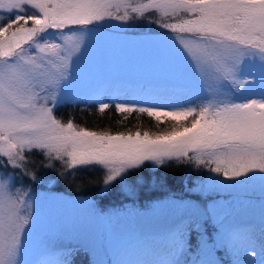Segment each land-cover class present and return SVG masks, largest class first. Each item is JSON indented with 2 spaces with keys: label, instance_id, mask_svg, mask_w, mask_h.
<instances>
[{
  "label": "snow or ice",
  "instance_id": "snow-or-ice-1",
  "mask_svg": "<svg viewBox=\"0 0 264 264\" xmlns=\"http://www.w3.org/2000/svg\"><path fill=\"white\" fill-rule=\"evenodd\" d=\"M134 20L163 30L145 39L164 52L168 86L124 88L109 80L78 86L90 45L99 37L121 39L105 30L126 31ZM77 101L100 113L114 104L125 118L140 113L157 126L163 118L174 124L154 134H111L55 115ZM166 161L207 170L190 192L259 185V228L233 225L213 203L159 235L127 234L110 227L121 210L65 202L87 208L104 225L83 234L92 264H224L213 256L219 251L231 264H264V0H0V264H70L72 250L47 242L41 205L55 198L34 191L33 184L45 183L38 168L59 162L58 175L67 176L98 166L103 194L114 182L131 192L130 170ZM25 177L31 184H23ZM155 207L191 209L172 198Z\"/></svg>",
  "mask_w": 264,
  "mask_h": 264
},
{
  "label": "rangeland",
  "instance_id": "rangeland-1",
  "mask_svg": "<svg viewBox=\"0 0 264 264\" xmlns=\"http://www.w3.org/2000/svg\"><path fill=\"white\" fill-rule=\"evenodd\" d=\"M109 23L120 24L121 22L111 21ZM126 27V31L105 30L121 39L110 41L99 37L90 45L84 59L81 61L77 80L78 86L104 80L118 83L124 88L150 89L168 86L169 80L163 71L164 52L156 43L145 39L148 36H155L157 34H153L155 30H163L156 29L155 25L148 24L145 20L130 21ZM112 106L114 107V104ZM151 119L155 120L154 118ZM160 123L164 124L165 129L163 131H168L171 130L174 121L170 118H163ZM149 133L154 134L155 132ZM147 163L150 169L154 170L156 168L152 166L151 162ZM26 179L28 178H23L25 186L29 185ZM43 179L45 183L41 185L45 189H36L34 191L41 195L55 198L46 200L41 205L45 217V231L48 233L47 242L61 249H70L74 246L85 249L86 242L83 234L102 231V229L104 230V225L87 208L65 202L96 204V201L90 197L69 196L64 192L52 191L49 187L53 185V181L46 177H43ZM140 181L137 179L131 185L128 184L132 188L131 192L122 191L119 184V198L133 201L151 196L150 189L153 185L143 188ZM20 183V179H17L16 186L19 187ZM98 195H102L100 191ZM187 195L186 198H174V200L183 201L191 205V209L157 208L155 205L166 204L168 201H156L150 206L144 204L145 206L136 207L125 212L111 221L110 227L120 233L159 235L170 226L176 224L181 218L188 221L191 219V213H203L208 208H204L201 205V201L196 199L197 196L202 200L215 198L216 204L223 206L221 214L227 213L233 225H254L257 229L259 228L261 222V193L259 185L220 193H200L198 190L187 191ZM198 238L199 236L196 233L192 234L194 241ZM87 253L91 261H93L95 259L93 254L90 251H87Z\"/></svg>",
  "mask_w": 264,
  "mask_h": 264
},
{
  "label": "trees",
  "instance_id": "trees-1",
  "mask_svg": "<svg viewBox=\"0 0 264 264\" xmlns=\"http://www.w3.org/2000/svg\"><path fill=\"white\" fill-rule=\"evenodd\" d=\"M158 32L159 31L155 30L153 34ZM55 115L65 122L67 119L71 118L80 127L98 132L108 131L111 134L120 132L134 133L137 130L141 131V133L144 131L159 133L165 129L163 123L159 122V126H157L158 122L145 114L132 113L125 118L124 115L117 113L113 106L104 113H100L97 110V106L88 105L80 101L59 106L55 110ZM30 159L39 163L41 157L33 155ZM55 164V169H37L38 175H42L53 181V185L49 187L50 190L64 192L69 196L90 197L96 201L97 208L99 209L104 211L119 209L123 213L136 207L145 206L144 204L150 206L156 201L163 202L165 200L168 201L169 198H186L188 196V189L194 187L197 181L208 174L206 169H196L194 164L166 161L164 165L152 170L148 163L145 162L146 166L130 170L127 174V184L131 185L138 179L141 180L140 184L143 188L153 185L150 189L151 196L131 201L119 198L120 186L116 182L113 183L110 190L102 195H98L100 191L99 182L103 176V172L98 166L96 168H82L74 175L60 176L57 170L62 166L59 162H55ZM26 180L29 182L28 184H31L28 179ZM32 187L34 190L45 189L41 184H33ZM198 199L201 201V205L204 206V208L216 203L215 198ZM213 227L214 223L210 220L206 225L207 231L212 232ZM70 250H72V254L69 258L70 264H92L89 254L85 249L74 246L71 247ZM213 255L217 259H222L224 264H231L230 258L225 252H214Z\"/></svg>",
  "mask_w": 264,
  "mask_h": 264
}]
</instances>
